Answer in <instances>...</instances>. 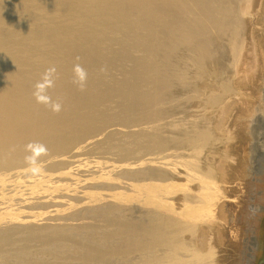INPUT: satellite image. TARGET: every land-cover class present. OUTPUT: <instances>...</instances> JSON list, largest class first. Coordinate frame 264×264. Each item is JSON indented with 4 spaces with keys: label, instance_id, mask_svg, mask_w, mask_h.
I'll return each mask as SVG.
<instances>
[{
    "label": "bare ground",
    "instance_id": "obj_1",
    "mask_svg": "<svg viewBox=\"0 0 264 264\" xmlns=\"http://www.w3.org/2000/svg\"><path fill=\"white\" fill-rule=\"evenodd\" d=\"M258 1L0 0V264L229 263L214 148ZM253 221L239 264H264Z\"/></svg>",
    "mask_w": 264,
    "mask_h": 264
},
{
    "label": "rangeland",
    "instance_id": "obj_2",
    "mask_svg": "<svg viewBox=\"0 0 264 264\" xmlns=\"http://www.w3.org/2000/svg\"><path fill=\"white\" fill-rule=\"evenodd\" d=\"M263 4L264 0L255 2L245 17L246 24H243L245 37H248L251 32L249 29L251 20L258 22L257 30L254 32L259 42L255 62L257 64H254V68L249 65L252 59L250 51L243 53L240 60L238 59L239 64L241 61L245 63L242 65L244 74L238 82H234V87L243 91L245 96L237 109L226 117L227 129L221 132L216 131L218 138L214 149H225L227 152L224 158V168H215L216 173L219 174V184H223V193L221 192L218 196L219 199L230 198L232 203L230 213L234 216L230 225H236V230L232 233H229L228 229L225 230L224 243L220 244V241L213 237L211 244L214 241L212 246L217 254L224 250L228 255V264H239L240 251L245 253L247 250L248 252V242L253 233L251 225L254 223L255 213L264 210V193L260 187L264 171ZM231 95L232 90L225 93L226 97ZM214 128L217 129L215 124ZM236 213L238 215H235Z\"/></svg>",
    "mask_w": 264,
    "mask_h": 264
},
{
    "label": "clouds",
    "instance_id": "obj_3",
    "mask_svg": "<svg viewBox=\"0 0 264 264\" xmlns=\"http://www.w3.org/2000/svg\"><path fill=\"white\" fill-rule=\"evenodd\" d=\"M73 71L77 77V81L79 83V87L81 88V90H83V88L85 87V82L87 80V73L84 70V68L82 66H80L79 64H75ZM38 88H42L43 85L38 84L37 85ZM42 98L37 96V101L39 102ZM59 109L57 108V111ZM26 150L33 152V155L30 156H26L25 160L28 162L29 165H34L35 161H36V156L40 153H45L46 154V149L40 145H36L35 143H29L28 145H26ZM31 171L33 173H38V170L35 168H31Z\"/></svg>",
    "mask_w": 264,
    "mask_h": 264
}]
</instances>
